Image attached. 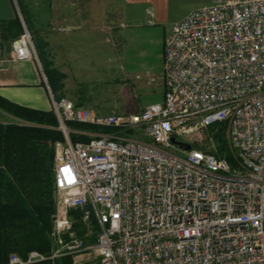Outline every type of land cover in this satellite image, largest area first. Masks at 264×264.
I'll return each instance as SVG.
<instances>
[{
	"label": "built area",
	"instance_id": "1",
	"mask_svg": "<svg viewBox=\"0 0 264 264\" xmlns=\"http://www.w3.org/2000/svg\"><path fill=\"white\" fill-rule=\"evenodd\" d=\"M8 53L38 62L26 27ZM161 57V97L135 111L98 112L49 93L63 133L52 141L49 254L11 252L5 264L86 249L89 264H264V0L192 7L171 22ZM65 120L112 130L74 129L88 138L70 140Z\"/></svg>",
	"mask_w": 264,
	"mask_h": 264
},
{
	"label": "crops",
	"instance_id": "2",
	"mask_svg": "<svg viewBox=\"0 0 264 264\" xmlns=\"http://www.w3.org/2000/svg\"><path fill=\"white\" fill-rule=\"evenodd\" d=\"M90 1L0 0V96L50 109L51 93L98 111L108 109V93L127 99L156 96L155 90L141 88L158 82L162 39L168 30L150 39L154 48H140L139 25L162 22L171 0H118L121 14L111 29L97 24ZM22 17L35 37L38 62L9 56V41L21 32ZM139 70L144 71L143 80L128 75ZM147 75L153 81H147ZM160 97L161 87L155 100Z\"/></svg>",
	"mask_w": 264,
	"mask_h": 264
},
{
	"label": "trees",
	"instance_id": "3",
	"mask_svg": "<svg viewBox=\"0 0 264 264\" xmlns=\"http://www.w3.org/2000/svg\"><path fill=\"white\" fill-rule=\"evenodd\" d=\"M53 97L56 98L55 95ZM0 111L18 119L0 120V264H5L11 252L24 256L28 250L36 249L49 254L51 242L48 232L53 211L52 141L62 140L63 133L58 128L57 118L51 108H34L0 96ZM64 124L68 128L70 140L88 138L87 134L78 133L72 127L76 130H112L109 126L75 120H65ZM215 126L213 137L217 151L228 157L223 125L214 123L209 129ZM70 212L75 217L73 228L83 236L84 229L77 219V210ZM91 234L84 236V239L89 237L92 241L94 234ZM53 258L46 257L22 264H53Z\"/></svg>",
	"mask_w": 264,
	"mask_h": 264
},
{
	"label": "rangeland",
	"instance_id": "4",
	"mask_svg": "<svg viewBox=\"0 0 264 264\" xmlns=\"http://www.w3.org/2000/svg\"><path fill=\"white\" fill-rule=\"evenodd\" d=\"M208 0H171L170 4L168 5L166 12H165V18L163 19L162 22L158 23H153V22H147L141 21V25H139V42H140V48H154L153 37H156L159 32L164 29L168 30L171 22L173 20H176L178 17L182 15L186 10L193 6H197L203 3H206ZM91 3H93L95 6V10L97 12V24L100 26H103L102 28H105L104 25H108V27L115 26V24L118 21V18L121 14V6L118 2V0H91ZM23 19L24 26L28 30V33L31 37V40L33 42L35 51L37 52V46L35 44V37L33 36L32 32L28 28V25L26 21ZM179 19V18H178ZM20 25V24H19ZM20 30H22V27L20 25ZM111 29V27H110ZM111 38V37H110ZM109 42V40H108ZM37 54V53H36ZM141 74L140 78H134V80H143L145 77L144 71L139 70ZM134 72H128V75L132 78ZM158 82L156 84H150V85H143L142 90H155V97H139L138 95L132 96L131 99H127L126 97H118L119 95H113L111 93H108V109L106 110H96L98 112H108L110 110H116L117 112L124 113L128 111H135L140 109L146 102H149V100H155L159 97V91L161 87V78L160 76L158 77ZM119 87V85H118ZM121 93L122 90H119ZM140 92L136 94H140ZM124 97V98H123ZM92 108V107H91ZM94 109V108H92ZM95 110V109H94ZM0 120L2 121H13V120H18L15 116L11 115L10 113H7L5 111H0ZM72 127L71 129H73ZM81 130H87L85 128H79ZM78 133H83V132H78ZM136 136L139 137H144L140 134V132H135ZM52 218V216H51ZM50 231L51 227L49 229V239L51 240L50 236ZM92 232H88L87 235H92ZM91 238L85 237V242L86 244L90 243ZM53 258V257H50ZM93 261V254L89 249L79 251V252H74V253H66L62 255L55 256L53 258V264H89L90 262Z\"/></svg>",
	"mask_w": 264,
	"mask_h": 264
},
{
	"label": "water",
	"instance_id": "5",
	"mask_svg": "<svg viewBox=\"0 0 264 264\" xmlns=\"http://www.w3.org/2000/svg\"><path fill=\"white\" fill-rule=\"evenodd\" d=\"M170 139L175 141L176 143H178L183 148H188L189 147V143H187V142L174 140V138L172 136L170 137Z\"/></svg>",
	"mask_w": 264,
	"mask_h": 264
}]
</instances>
